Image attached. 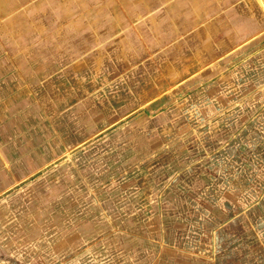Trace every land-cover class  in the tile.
Returning <instances> with one entry per match:
<instances>
[{"label": "crops", "instance_id": "crops-1", "mask_svg": "<svg viewBox=\"0 0 264 264\" xmlns=\"http://www.w3.org/2000/svg\"><path fill=\"white\" fill-rule=\"evenodd\" d=\"M0 264H264V0H0Z\"/></svg>", "mask_w": 264, "mask_h": 264}]
</instances>
